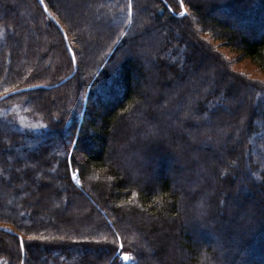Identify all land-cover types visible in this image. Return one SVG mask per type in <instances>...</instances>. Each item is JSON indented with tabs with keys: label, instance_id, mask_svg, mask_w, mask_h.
Segmentation results:
<instances>
[{
	"label": "trees",
	"instance_id": "obj_1",
	"mask_svg": "<svg viewBox=\"0 0 264 264\" xmlns=\"http://www.w3.org/2000/svg\"><path fill=\"white\" fill-rule=\"evenodd\" d=\"M44 3L75 63L0 0V95L76 66L0 101V264H264V81L217 48L264 72V0Z\"/></svg>",
	"mask_w": 264,
	"mask_h": 264
},
{
	"label": "rangeland",
	"instance_id": "obj_2",
	"mask_svg": "<svg viewBox=\"0 0 264 264\" xmlns=\"http://www.w3.org/2000/svg\"><path fill=\"white\" fill-rule=\"evenodd\" d=\"M73 2H66L65 3V9L72 15V17L74 19H76L77 15L83 11V7L81 6V9L79 8V5H77L76 7H73L72 5ZM75 3V2H74ZM75 5V4H74ZM254 9V8H253ZM65 10V11H66ZM217 15L221 18V19H224L230 23H232L233 25H235L239 30H244L246 27V25L243 23V25H239L238 22H235L234 21V15L227 12V11H218L217 12ZM99 20H97L96 22H98ZM154 35L155 36V33H152L150 36ZM208 38H210L209 35H204ZM210 40V39H209ZM213 42V41H212ZM214 44H218L219 42H213ZM216 44V45H217ZM217 48L222 52V54L224 55V57L226 58V60L229 62V65H230V68L235 71V72H238L240 74H244L246 77H249V78H256V79H259V80H263L264 81V72L261 71L257 65L255 63H253L249 58H242L240 59L238 57V54L236 52H234L233 50H231L230 48L228 47H225L221 44H219V46H217ZM144 53V52H142ZM203 78H199V77H196V79H194V81L192 82L194 85L196 84V82L199 83V81H201ZM192 84V85H193ZM232 101V100H230ZM229 101L230 105H232V103ZM236 103L239 101V100H235ZM181 105V104H180ZM17 153V152H16ZM9 168L12 167V164H9L8 166ZM244 179V177H242ZM260 195V196H259ZM259 197H264V192L262 193H259ZM249 200H252L254 199V197H251L249 196L248 197ZM247 199V200H248ZM83 208V206H82ZM162 228V227H161ZM159 230L160 227L158 228ZM124 255V254H123ZM123 255H122V261H123V264H132L131 263V258L129 260H124L123 259ZM252 262V261H251ZM253 263V262H252Z\"/></svg>",
	"mask_w": 264,
	"mask_h": 264
},
{
	"label": "water",
	"instance_id": "obj_3",
	"mask_svg": "<svg viewBox=\"0 0 264 264\" xmlns=\"http://www.w3.org/2000/svg\"><path fill=\"white\" fill-rule=\"evenodd\" d=\"M38 3L40 4V6L42 7V9L44 10V12L46 13V15L59 27V29L61 30L62 34H63V37L65 39V45L67 47V50L70 54V56L72 57L74 63H75V60H74V54H73V51H72V48L70 47L69 45V42L67 40V35L65 34L63 28L61 27L60 23L57 21V19L51 14V12L48 10L47 8V11H45V3L41 4L40 3V0H37ZM71 51H70V50ZM75 70H76V66H74V69L68 74L66 75L65 77H63L62 79H60L59 81H57L56 83L54 84H51V85H44V84H34L36 87H33V85H27V86H22V87H19V88H15V89H12V90H9L5 93H2L0 95V101L3 100L4 98H6L7 96L11 95V94H15V93H18V92H21V91H26V90H30V89H34V88H38V87H44V88H50V87H55V86H58L62 83H64L67 79H69L74 73H75ZM21 237H19L20 239ZM23 256H24V252L22 251V260H21V264H23Z\"/></svg>",
	"mask_w": 264,
	"mask_h": 264
},
{
	"label": "snow or ice",
	"instance_id": "obj_4",
	"mask_svg": "<svg viewBox=\"0 0 264 264\" xmlns=\"http://www.w3.org/2000/svg\"><path fill=\"white\" fill-rule=\"evenodd\" d=\"M40 3L43 4L44 3V0H40ZM179 8L181 9V11L179 12V15L180 16H184L186 14L182 10L184 8V0H179ZM169 10L171 11L172 9L169 7ZM45 11H47V6H45ZM217 59H218V57H217ZM33 87H36V86L33 85ZM77 163H79V161L74 160V159H66V161H65L66 170L71 171V167H74L75 164H77ZM71 176H72V179L75 180V182L77 184L80 183L79 179H77V173L76 172L72 171L71 172ZM29 239L31 240V239H33V237H30ZM121 247H123V245H121ZM20 248H21V251L24 250V240H23V237L20 238ZM130 258L131 257L127 253H124V255H123V259L124 260H129Z\"/></svg>",
	"mask_w": 264,
	"mask_h": 264
}]
</instances>
